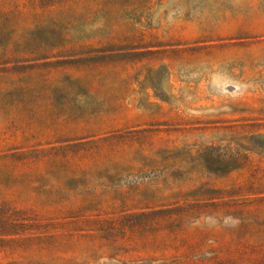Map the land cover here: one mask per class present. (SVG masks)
Instances as JSON below:
<instances>
[{
    "label": "rangeland",
    "instance_id": "374dc122",
    "mask_svg": "<svg viewBox=\"0 0 264 264\" xmlns=\"http://www.w3.org/2000/svg\"><path fill=\"white\" fill-rule=\"evenodd\" d=\"M0 264H264V0H0Z\"/></svg>",
    "mask_w": 264,
    "mask_h": 264
}]
</instances>
